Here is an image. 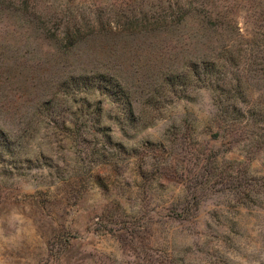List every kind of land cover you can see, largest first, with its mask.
<instances>
[{
	"label": "rangeland",
	"instance_id": "obj_1",
	"mask_svg": "<svg viewBox=\"0 0 264 264\" xmlns=\"http://www.w3.org/2000/svg\"><path fill=\"white\" fill-rule=\"evenodd\" d=\"M0 264H264V0H0Z\"/></svg>",
	"mask_w": 264,
	"mask_h": 264
},
{
	"label": "trees",
	"instance_id": "obj_2",
	"mask_svg": "<svg viewBox=\"0 0 264 264\" xmlns=\"http://www.w3.org/2000/svg\"><path fill=\"white\" fill-rule=\"evenodd\" d=\"M216 82L217 81L215 79L213 83H216ZM236 121H237V118H232L230 120H225V125L227 126V130L232 131L236 127Z\"/></svg>",
	"mask_w": 264,
	"mask_h": 264
}]
</instances>
